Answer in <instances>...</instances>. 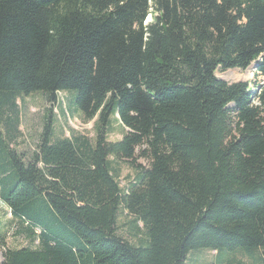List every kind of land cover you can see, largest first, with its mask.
<instances>
[{
    "label": "trees",
    "instance_id": "trees-1",
    "mask_svg": "<svg viewBox=\"0 0 264 264\" xmlns=\"http://www.w3.org/2000/svg\"><path fill=\"white\" fill-rule=\"evenodd\" d=\"M251 64L264 78V0H0V117L72 90L95 118L93 143L53 141L47 108L27 156L0 118V210L36 244L0 264H188L197 249L264 264V80L216 76ZM115 160L136 170L124 188Z\"/></svg>",
    "mask_w": 264,
    "mask_h": 264
},
{
    "label": "rangeland",
    "instance_id": "rangeland-1",
    "mask_svg": "<svg viewBox=\"0 0 264 264\" xmlns=\"http://www.w3.org/2000/svg\"><path fill=\"white\" fill-rule=\"evenodd\" d=\"M151 18L147 16V21ZM216 76L229 83L237 81H249L250 85H254L255 81L261 83L262 79L255 75L254 64L249 65L246 69H229L226 71H216ZM75 95V91L58 92L57 100L53 105H49L41 92H32L26 96L16 99V116L13 111L4 109L1 120L5 123L8 117L7 125L2 128L5 130V137L10 143V147L16 152L25 156L30 154L36 147L38 136L41 131L44 116L47 108H51L53 119L52 140L59 138H85L88 142L93 143L95 129L93 119H86L81 112L77 110L71 98ZM2 115V114H1ZM13 117H17L18 123H13ZM124 127L116 120H113L107 134L108 140L116 141L124 134ZM136 164L147 166V162L138 158ZM116 179L119 181L121 188H124L130 181L134 179L135 168L125 160H115L113 163ZM131 217L125 212L120 213L117 219V232L120 236L130 242H135L138 235L130 227ZM25 225L12 219L7 209L0 210V233L5 237V244L0 250V260L2 252L6 248H20L25 246L34 247L36 244L30 242L28 231ZM197 249L195 253L187 256L188 264H218L214 251ZM202 250V249H201ZM257 257H261L260 252ZM227 256V254H226ZM232 259V258H231ZM259 264V260L248 258L242 253H236L230 264Z\"/></svg>",
    "mask_w": 264,
    "mask_h": 264
}]
</instances>
